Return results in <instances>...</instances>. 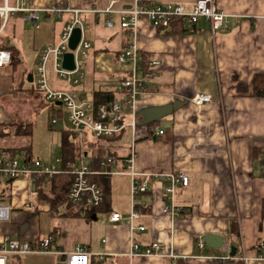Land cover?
I'll return each instance as SVG.
<instances>
[{
  "label": "crops",
  "instance_id": "1",
  "mask_svg": "<svg viewBox=\"0 0 264 264\" xmlns=\"http://www.w3.org/2000/svg\"><path fill=\"white\" fill-rule=\"evenodd\" d=\"M197 1L143 0L149 6L184 4L187 8ZM5 3L6 0H0V7ZM215 3L228 15L227 24L217 31L205 18L192 29L186 25V31L174 32L172 25L158 28L144 16L134 37L131 29L121 27L117 13L130 9L134 0H8L11 7L22 5L39 12L38 20H33L29 11L16 12L20 20L42 19L37 29H50L46 44L39 46L37 38L34 39L35 47H41L39 61L42 51L59 43L63 28L76 16L85 23V29L93 28L87 36L83 29L81 36L91 44L88 58L84 59V76L78 83L70 81L79 85L88 72L95 77L90 94H85V84L70 90L80 102L91 104L89 114H95L106 101L124 97L116 86L121 78L130 75L132 64L119 63L117 57L131 44L146 59L157 60L159 64L156 77L147 82L138 101L135 133L129 127L120 137H97L90 131L93 139L88 141L82 132L86 129L74 127L69 116L64 117L67 109L60 102L46 100L53 105L51 125L65 121L75 129L73 133L66 131L64 137L73 152L63 140V152L54 158L43 159L32 153L28 156L26 150L13 155L5 150L0 156L17 157L23 151L20 159L36 158L44 162L60 159L63 168L84 163L94 172L88 175L89 180L102 189L104 199L98 206L72 203L70 173L55 175L46 187L40 180H0V203L11 208L10 220L0 222V246L10 239L38 249L45 239L51 238L50 249L58 253L28 254L55 256L49 264H66L61 253L77 247L97 253L95 264H264V96L255 95L253 85L257 75H264V0H215ZM108 7L116 12H104ZM9 21L0 37V49L11 52L10 47H15L20 66L25 51L23 41L18 45L20 38L14 44L3 41ZM108 21L113 22L112 27ZM12 32L15 33V27ZM8 67H0L1 75L8 77L2 80L0 75V99L7 90L4 85H14L19 73L17 70L11 76ZM50 71L60 78L54 57L47 62L48 81ZM30 74L33 73L24 72L19 78V87L24 90L26 83H36L37 72L33 74V82L28 80ZM34 89V95L39 94V88ZM95 91L113 92L116 98L97 103ZM199 93L209 94L211 102L195 104L193 99ZM43 100L41 96L35 110ZM54 116L56 122L52 121ZM131 119L126 111L124 121ZM17 122L0 106V124ZM8 127L4 129L9 135L12 130ZM160 130L164 132L158 134ZM12 147L15 146L7 148ZM152 172L187 173L190 183L186 187L180 185L171 201L165 182L147 177ZM134 178L147 179L149 187L135 201L140 215L132 222ZM8 190L11 191L7 193ZM168 205L176 211H167ZM114 212L122 215L120 221L110 220ZM132 225L145 228L132 229ZM207 234L221 235L222 247L208 245L204 239ZM201 240L205 242L203 248L199 246ZM133 242L141 248L160 243L164 254L130 257ZM16 256L21 255H12L15 264L19 260Z\"/></svg>",
  "mask_w": 264,
  "mask_h": 264
},
{
  "label": "built area",
  "instance_id": "2",
  "mask_svg": "<svg viewBox=\"0 0 264 264\" xmlns=\"http://www.w3.org/2000/svg\"><path fill=\"white\" fill-rule=\"evenodd\" d=\"M54 9H48L52 11ZM20 11H29L33 20H38L39 12L29 7L17 5L11 7L8 5V0L4 6L0 7V37L5 29L11 13ZM99 12V11H96ZM104 12L114 13L111 7H108ZM78 13V11H76ZM120 14V25L122 28L131 29L132 34L136 37L139 20L141 17H147L151 24L158 28H170L171 20L182 19L190 28H194L201 18L208 19L211 22L214 31L224 27L228 20V15L220 11L216 7L215 0H198L192 8H187L184 4H165L149 6L145 5L143 0H134V4L130 9L118 10ZM85 23L75 17L62 30L61 39L55 46L44 49L41 53L40 61L37 66V87L45 91V97L51 102H60L69 112V122L77 128L88 129L95 133L97 137H120L125 128L129 127L133 133L137 129V105L140 97L144 94L147 82L156 77V67L159 64L157 60H148L136 47L131 44L123 54L117 57L119 63L131 62L132 70L129 76L120 79L116 86L118 93L123 94L121 100L106 101L99 105L95 114H89L88 109L91 104L88 102H80L77 94L70 91L52 90L48 85L47 62L51 57H54L55 68L60 78H69L74 76L72 81L78 83L83 78L86 63L81 59L88 58L91 44L83 37L75 50L69 47V40L75 28L79 27L83 31ZM108 26H113L112 21H108ZM72 51L75 57L76 68L72 71L65 69L62 65V60L65 53ZM12 60L11 52L0 49V67L8 65ZM212 97L206 93L197 94L193 101L197 105H203L211 102ZM129 111L132 119L130 122L124 121L125 112ZM53 122L57 121L54 116ZM164 131H158L162 134ZM133 144H135L133 142ZM135 153L131 155L129 160L131 164L134 161ZM60 173H70L73 175L72 185L69 191V200L72 203H85L91 206H98L102 203L104 196L102 189L94 182L89 180L88 175L94 173L89 166L84 163L70 164L67 168L60 165V159L54 162H44L41 159H20L13 156H0V180H10L12 182L22 179L29 181L40 180L46 187L51 179ZM136 176L137 173H133ZM152 176L155 179H160L165 182V191L169 194L172 201L176 194L177 188L188 186L190 176L187 173H166L152 172L147 174V177ZM149 187L148 180L139 181L133 179L132 183V211L130 220L138 218L140 213L135 208V201L140 193L145 192ZM167 211H176L170 205L166 206ZM11 218V208L7 204L0 203V222H7ZM122 219V215L114 212L110 216L112 222H118ZM132 229H141L143 226H131ZM51 238L45 239L40 248L34 249L30 244L18 240H8L0 246V264H8L9 257L12 255H28V254H56L58 252L50 249ZM200 247H205L203 240L199 243ZM164 246L160 243H153L151 246L141 248L137 243H132L129 252L130 257H149L154 255H162ZM65 255L66 264H92V258L97 254L88 251L82 247H77L73 251L61 253ZM171 256L175 257L173 254Z\"/></svg>",
  "mask_w": 264,
  "mask_h": 264
},
{
  "label": "rangeland",
  "instance_id": "3",
  "mask_svg": "<svg viewBox=\"0 0 264 264\" xmlns=\"http://www.w3.org/2000/svg\"><path fill=\"white\" fill-rule=\"evenodd\" d=\"M16 13L10 14V21L8 30L5 31L3 34V41L5 40L7 43L11 41V44L17 42L18 38L20 40L18 41L17 45L23 41L24 45V53L21 55V65L18 66L19 73L17 74V77H15V88L11 90V86H8L5 84L4 87L7 88L4 92L1 94L0 99V106L4 108L5 111L9 113L10 119L12 118L13 121H27L24 122L23 128L26 127L27 131L31 133L29 136L25 135H18L15 133L16 130H18L20 125L18 122L11 126L12 132L6 136L3 140H0V150L2 152H5V148L8 146H20V145H31L32 144V154L35 157H41L43 159L45 158H54L56 156H60L63 152L62 145L63 140L65 137L66 131L73 133L75 129L68 125L65 121H61L58 124L51 125V110L53 108L52 104H49L45 97V91L39 89L38 93L44 98L43 103L41 106H38V108L35 110V106L41 103V96L39 94H33L32 98L22 95L18 91L19 89V78L21 75L26 73H33L36 75L37 72V66L39 61V51L41 47H35L34 45V39L37 38L39 41V46L42 44H46L51 33L48 32L50 29L44 28L41 31L40 29H37V25L40 24V21L32 22L28 20H20L17 16H15ZM15 27V33L12 32V29ZM93 28H87L85 29L86 36L91 32ZM23 32L25 34L23 35ZM23 35V36H20ZM16 45V46H17ZM84 61V59H81ZM51 63H49V69H51ZM8 74H10L9 71H7ZM51 75L49 76L48 85L52 90H62V91H70V90H76L81 87V85L85 84L86 86V92L85 94H90L93 88V82L95 81V77L90 74L89 72L86 73L85 79L81 81V84L74 86L70 83L72 80L71 77L69 78H57L54 72L50 71ZM1 75V70H0ZM20 75V76H19ZM1 79L5 80L8 79V77H4V74L1 75ZM17 80V81H16ZM34 83H26L23 88L29 89L37 88V86ZM28 94V93H26ZM47 100V101H46ZM33 113V114H32ZM32 114V116H30ZM69 113L64 109V117H68ZM30 117V118H29ZM18 124V125H17ZM33 124V128L31 125ZM83 135L85 136V139L88 141H91L93 138V134L90 132V130L86 129L85 131H82ZM72 139L74 138L73 135L71 136ZM127 138V135L126 137ZM123 139V144L126 143L127 140ZM120 146L122 144L120 143ZM4 148V149H3ZM124 150H126V147H124ZM24 156L23 151H19L17 154V157L22 158ZM68 176V175H66ZM70 177V176H69ZM116 180V178H115ZM1 190V187H0ZM11 190H8L7 193H9ZM18 257V256H16ZM55 256H49V255H21V257H18L17 264H49L52 263L53 260H55ZM16 259V258H15ZM15 259L10 257L9 264H15Z\"/></svg>",
  "mask_w": 264,
  "mask_h": 264
},
{
  "label": "trees",
  "instance_id": "4",
  "mask_svg": "<svg viewBox=\"0 0 264 264\" xmlns=\"http://www.w3.org/2000/svg\"><path fill=\"white\" fill-rule=\"evenodd\" d=\"M171 25L174 29V32H180V31L184 32L187 30L186 24L182 19L171 20ZM1 48H4V47L2 46ZM10 49H11V55L13 57H12L11 62L8 64L9 67L7 68V70L10 72V75L13 76L15 74V72L18 70L17 68L19 66L18 50L15 47H10ZM10 85H11V87H13V89L15 88V86L13 84H10ZM253 85H254V94L257 96H264V75H257L254 78ZM18 91L23 93V94H26V93L34 94L35 93L34 92L35 89L33 86H32V88L25 89V90L22 89L21 87H19ZM94 97H95V100L97 103L105 101V100H110V99L116 98L113 92H102V91H95ZM19 124L20 125L17 124L19 126V128H18V130L15 131L16 134L25 135V136L31 135V133L27 131L26 127H24V128L22 127V126H24L23 122H21ZM12 125H14V124H12ZM8 126H10V125L0 124V140H2L3 138H5L8 135V133L5 132V129L9 128ZM31 127L33 128V124L31 125ZM64 143H65V147H69L71 149L70 152H73V149L71 148L70 143H68L67 139H65V138H64ZM20 146L12 147L11 149L7 148L5 150L7 152H10L12 155L15 154L18 150H26L27 155L31 156V153H32V148H31L32 146L31 145H26V146L20 145ZM0 153H3L2 150H0ZM39 183H40V181H39ZM71 184H72V182H71ZM67 185H68L67 183L64 184V187L66 189H67ZM42 196H46V195L43 194ZM262 213H263V218H264V202H263ZM92 263L95 264L94 257H93Z\"/></svg>",
  "mask_w": 264,
  "mask_h": 264
},
{
  "label": "water",
  "instance_id": "5",
  "mask_svg": "<svg viewBox=\"0 0 264 264\" xmlns=\"http://www.w3.org/2000/svg\"><path fill=\"white\" fill-rule=\"evenodd\" d=\"M81 36H82L81 28L79 27L75 28L69 40V47L71 50H75L77 48L81 40ZM63 67L69 71H72L76 68L75 57L72 51L65 53L64 59H63ZM28 80L30 82H33V74L29 75ZM204 239L208 245L213 246V247H222L224 243V239L221 235L207 234L205 235ZM235 251H236V248L233 247L232 252H231L232 256L236 254Z\"/></svg>",
  "mask_w": 264,
  "mask_h": 264
}]
</instances>
